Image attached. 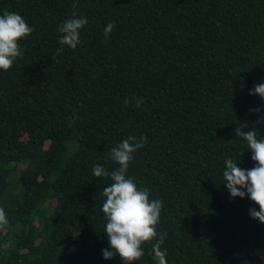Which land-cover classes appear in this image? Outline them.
<instances>
[{
    "label": "trees",
    "instance_id": "trees-1",
    "mask_svg": "<svg viewBox=\"0 0 264 264\" xmlns=\"http://www.w3.org/2000/svg\"><path fill=\"white\" fill-rule=\"evenodd\" d=\"M74 2L88 22L72 49L58 26ZM5 10L34 31L0 70V264H123L103 258L112 181L92 166L118 169L111 149L141 135L126 175L163 201L167 264H264L259 205L223 178L227 158L256 164L235 127L264 139V100L249 94L264 83V0H0ZM142 247L132 264H156Z\"/></svg>",
    "mask_w": 264,
    "mask_h": 264
},
{
    "label": "clouds",
    "instance_id": "clouds-1",
    "mask_svg": "<svg viewBox=\"0 0 264 264\" xmlns=\"http://www.w3.org/2000/svg\"><path fill=\"white\" fill-rule=\"evenodd\" d=\"M72 7L73 18L60 24L58 31L63 34L59 43L75 49L81 43L80 30L88 21L83 15L76 18L77 4L75 2ZM113 27L114 22H109L104 28L105 38L110 36ZM33 31L34 29L16 12L5 10L0 15V70L9 71L16 59L22 57L23 52L19 41L26 39ZM63 51V47L58 48L56 55ZM249 94L259 95L264 100V83L255 85ZM133 99H135L136 107L143 103L142 98ZM130 102L129 99L125 100V104ZM260 110L256 108L250 111L259 112ZM243 127L247 128V124ZM234 131L236 136L247 141L248 148L252 150L251 159L256 164L251 169H242L237 166V161L231 158L225 159L226 167L223 171L224 181L227 182L225 186L233 198L237 196L243 198L247 195L259 205V211L250 209L249 213L252 218L264 223V139H257V131L254 129L244 131L242 128L235 127ZM146 143L147 137L143 135L139 138L129 136L113 147L110 151V158L119 164V168L110 173L99 164L92 166V173L95 177L110 178L112 181L103 188L102 195L106 197V200L102 205V211L106 219L104 231L114 251L102 250L104 259H111L118 254L123 264H132L144 255L142 245L149 243L152 245L153 259L156 264H167V250H161L167 234L158 233L156 230L160 223L163 201L150 200L149 189L138 188L133 178L126 175L133 154ZM7 223L6 213L3 208H0V227H4Z\"/></svg>",
    "mask_w": 264,
    "mask_h": 264
}]
</instances>
